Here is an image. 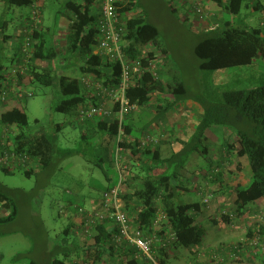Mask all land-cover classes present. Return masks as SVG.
I'll return each instance as SVG.
<instances>
[{
  "label": "trees",
  "instance_id": "1",
  "mask_svg": "<svg viewBox=\"0 0 264 264\" xmlns=\"http://www.w3.org/2000/svg\"><path fill=\"white\" fill-rule=\"evenodd\" d=\"M5 1L9 6L17 8H30L33 2V0ZM99 2L100 0H67L66 8L72 14V23L67 45L71 59L69 58L66 64L58 63L62 60V51L42 34L40 28L43 20L39 29L32 35L31 48L27 54L22 47L23 33L17 36L11 35L8 31L10 21L0 17V105L1 107L6 106L0 111L2 129L0 155L7 156L11 164H0V170L3 172L11 174L19 171L31 177L51 168L55 158L62 159V157L75 153L73 149L60 147L59 130L55 128L36 136L28 132L30 119L23 102L35 95L32 89L35 85L55 87L56 93L61 95L55 109L70 114L68 122L95 123L100 134L105 135L106 150L115 139L118 147L126 146L133 152H142V149H145L144 154L152 155V152L142 145L144 138L139 139L144 129L141 128L138 133L133 131L126 119L124 120L125 134L122 140L118 141L119 125L116 115L119 109L118 103H109L112 109L110 115L100 117L90 113L91 106L99 104L101 95L95 87L86 86L83 80L84 75L99 81L103 87L119 84L122 75L120 63L108 61L103 54L94 51L100 34L94 27L100 12ZM197 2L199 1L184 0L183 5L195 10ZM210 2L213 5L208 6ZM200 3L205 4L206 11H217L218 13L221 10L233 15L240 14L244 8H250L251 13L259 14L264 22V0H210L209 3L201 0ZM116 4L120 26L123 28L122 47L126 55L132 60L142 59V64L147 65L144 58L145 47L150 43L157 47L156 50L149 52L150 56L154 57L158 50L163 53L167 52L159 27L150 20L149 13L142 8L140 0H118ZM166 4L172 13L178 12V7L172 1L167 0ZM214 6H220V8H214ZM137 7L139 10L132 14ZM29 21L30 15L27 14L21 25L22 28ZM183 21L186 24L187 18ZM197 37L199 39L194 45V53L200 60L201 70L221 71L251 66L255 60L264 58V23L254 25L244 23V21L236 22L212 14V19L199 29ZM14 69L16 75L12 74ZM171 83L164 87L160 77L156 79L152 73L146 71L132 83L127 91V97L131 103L140 105V108L149 105L154 94L158 91L163 92L165 89L168 92L164 94L168 99L177 101L188 97L189 88L183 80H175L173 84ZM19 91H32L33 94L29 96L26 93L23 97H18ZM3 93H7L6 101L2 100ZM196 101L202 109V115L194 134L176 154L181 157L180 165L175 160L176 156L169 160L166 159L165 162L168 165L173 163L175 165L173 169L176 167L177 171L179 168H185L191 154L194 152L204 154L203 152L208 147L207 132L210 128H227L228 131L225 130V132L228 140L223 146L224 149L230 154L245 158L251 168L250 183L244 187L239 183L234 187L235 198L230 206L220 209L211 218L215 223L219 221L232 223L250 206L264 207V84L222 91L221 99L218 101L211 100L204 95L197 97ZM82 114L87 116L84 117ZM56 124L62 126L61 123ZM131 135L136 137L135 145L129 141ZM87 138V135L82 137L83 140ZM25 155L26 158L22 159ZM153 156L157 158L155 153ZM120 162L121 159L118 158V166L120 171H123L124 168ZM102 163L101 158L97 165L102 167ZM215 170L206 172L203 177L212 176L210 181L219 179L222 173ZM171 181V174L150 178L146 181L144 188L135 192L134 195L123 196L124 209L129 215L130 211H137V221L140 227L146 230L145 235H156L162 239L160 242L156 241L158 244L155 246L152 245L153 253L156 260L158 262L160 260V264H167L173 250L192 249V247H197V250H195L196 255L191 264H219L213 260L209 262L207 255L212 251L221 250L224 246L242 245V242L246 241L222 243L208 249L200 247L204 240L206 227L197 217L202 214L203 207L210 206L214 193L203 191L202 201L183 202L180 199L181 195L189 194L192 187L186 183L172 186ZM199 188L200 186L197 189ZM170 189L178 191L179 195H176L178 198H171L175 195L167 197L160 195ZM8 190L12 189L0 184V224L13 222L19 213L16 202L5 193ZM160 196H164V200L160 201ZM206 198L209 199L207 202H205ZM160 211L163 212L164 218L159 220L158 225L155 226ZM86 218V216L85 218L79 216L73 218V221L78 222L83 228ZM69 228H67V235L72 234ZM256 230L257 228H254L249 232L247 238L255 236ZM117 232V226L112 233L107 235L95 231L90 241H81L75 247V257L71 264L74 261L80 264H98L105 254L112 259L115 257L117 264H123L124 256L129 258L128 264H137L136 257L132 254L133 250L127 247L128 244L115 241L114 237ZM259 234L261 236L264 234L263 224H261ZM143 258L152 263V260L147 257ZM66 260V258H53L51 264H67ZM29 264L40 263L31 260Z\"/></svg>",
  "mask_w": 264,
  "mask_h": 264
},
{
  "label": "rangeland",
  "instance_id": "2",
  "mask_svg": "<svg viewBox=\"0 0 264 264\" xmlns=\"http://www.w3.org/2000/svg\"><path fill=\"white\" fill-rule=\"evenodd\" d=\"M165 1L141 0L151 19L160 29L162 42L169 50L168 60H171L172 57L174 73L190 88L191 93L186 99L187 102L196 106L197 97L202 95L218 101L221 99L222 91L264 84V58L255 60L251 66L221 71L201 70L199 68L200 60L194 53V45L199 39L197 37L199 29L212 19L210 10H207L208 15L202 20L196 15L194 9L183 5L184 0H179L178 3L176 0H170L179 9L175 14L170 11ZM2 7L3 2L0 0V15H2ZM204 8L206 7L204 6ZM214 8H220V6H214ZM43 10L45 24L50 27V30L57 28L59 17L67 12L64 0H46ZM217 16L254 25L260 20V15L252 14L250 8H244L238 15L219 10ZM185 18H187L186 24L183 21ZM57 37L58 35L53 38L47 36V40L56 44L57 39L55 38ZM58 49L60 50V47ZM168 83L164 80L166 86ZM32 89L35 95L23 102L30 119L28 132L36 136L43 132H49L55 123L64 124L65 133L59 135V144L62 149H73L75 153L62 157V159L55 158L51 168L31 177L19 171L8 174L0 170V184L12 189L5 193L16 202L19 210L18 216L13 222L0 224V264H29L31 260H36L40 264H51L53 258L64 259L63 254L53 245L62 238L72 237V234H64V230L72 222L71 215L79 208L75 205L82 204V200L79 198L88 194L99 195V190L102 188L100 186H104L107 181L105 176H110L111 184L118 181L120 177L116 169L117 159L113 153H107L105 144L96 146L91 136L83 140L79 136L80 131L77 128L66 126L71 116L55 109L61 99V95L56 93L55 87L35 85ZM5 107L0 105V111ZM150 111L144 121L153 117L152 110ZM181 118L178 121L187 122L185 116ZM153 119L156 120V117L151 120ZM217 128L222 132H216L214 136H210V141L207 143L211 151H218L220 149L218 139L227 136L224 132L228 131L227 128ZM1 130L0 126V132ZM65 134H69V136ZM203 157L204 155L194 152L188 159L189 162L188 160L186 162L188 170L196 172L198 164H205ZM101 158L103 159L102 167L97 165ZM179 170L184 172L180 168ZM245 173L249 175L248 181H250L251 168L248 162ZM184 183L189 184L187 181ZM180 199L183 202H193L198 201L200 197L198 195H181ZM69 204L72 205L71 212L62 214L61 211ZM209 226L213 228L214 224L211 222L205 224L206 229ZM212 240L218 242L220 239L218 235L213 234ZM170 264L191 263L187 257H181L172 259ZM243 264H264V262L248 257Z\"/></svg>",
  "mask_w": 264,
  "mask_h": 264
},
{
  "label": "crops",
  "instance_id": "3",
  "mask_svg": "<svg viewBox=\"0 0 264 264\" xmlns=\"http://www.w3.org/2000/svg\"><path fill=\"white\" fill-rule=\"evenodd\" d=\"M3 2V11L1 12L2 15L0 17L4 18L5 15L7 16L4 18L10 21L8 31L11 35L17 36L18 33L21 31V26L26 17L27 14H29V8H17V7H11L8 5V3L5 0H1ZM179 0H176L178 3ZM210 0H207V3H209ZM46 0H44L45 4ZM141 2V0H140ZM167 2V0L165 1ZM43 4V9H44ZM65 6L67 5V0H64ZM211 2L208 6H211ZM100 6V2H99ZM141 6L143 9L146 10V6L143 5L141 2ZM138 9L135 8L134 12H136ZM44 11V10H43ZM147 11V10H146ZM148 12V11H147ZM100 13V12H99ZM209 13H212L213 15L217 14V11H211ZM150 16V15H149ZM150 20L155 24L153 19ZM260 24L264 23L261 20H259ZM258 22V23H259ZM72 23V14L67 10L66 13H63L62 16L59 17V21L57 22L56 29L51 28L49 26H46L45 19L43 18V23L41 32L44 35L45 38L47 36H50L53 38V36H57V42L56 46L60 47V51H62V60L58 63L60 64H66L68 59L70 58L69 52L67 51V44L69 43V33ZM256 23V24H258ZM51 33V34H50ZM65 44V46H64ZM167 49V47H166ZM167 55V59L165 60L164 64L159 69V77L162 79V83L164 87H167L164 84V80L169 82V84H173L175 80H182L180 77H177V75L174 73V68L172 66V57L171 60H168L169 50L167 49V52L165 53ZM71 59V58H70ZM65 60V61H63ZM171 71V72H170ZM171 73V74H170ZM168 85V84H167ZM187 85V84H186ZM163 87V88H164ZM188 87V85H187ZM189 88V87H188ZM165 91V92H164ZM163 92L158 91L156 94H154L152 101L149 105L139 108L138 110L130 112L126 116V122L128 125L131 126V129L135 132H139L142 129L143 132L139 135V139L150 137V140L147 142L146 150L152 152V155L144 154L145 149H142V152H133V150L128 149L126 146H123L120 150L118 149V146L116 144L115 139L112 140V142L109 145V149H107V153L111 152L115 155V159L118 160V158L121 159V164L124 168L123 171H120V167L117 166L116 169L118 171V174H122L124 177L123 182L121 183V197L123 200V203L125 205L123 196L130 197L131 195H134L135 192L139 191L140 189L144 188L146 181L150 178H157L161 175H172V181L171 185L174 186L176 184L184 183V181H187L189 184V187H192L191 191L187 195H198L200 199L198 201H202L204 198L203 191H210L214 193L213 201H211L210 206L204 208L203 212L200 214L197 219L202 223L206 224L208 222H211L214 224V227H207L206 233L204 235L203 243L200 245L202 248L208 249L210 247L216 246L218 244L222 243H237L242 242L247 239L249 236V232L253 231V229L260 226L261 224L264 226V207H256V206H250L247 208V210L242 213L238 218L235 219L232 223L222 222L219 221L217 223L212 222L211 218L216 215V213L219 212L220 209H225L226 206H230L231 201L233 198H235V191L234 187H236L239 183L244 187L247 186L250 181L249 175L245 173V168L247 165V160L245 158H240L237 155L230 154L224 149V144L228 140V138L225 136L223 139H218V145H220V149L218 151L213 150L211 151L208 144L210 141V136H214L216 132H222L216 127H212L208 130V140H207V148L203 152L204 155L203 160L205 164H198L196 172H190L188 170V163H186L185 168L182 169L184 171L183 173L179 170L173 169L175 166L173 163L168 165L166 163V159H171V157H175L177 153H179L182 148L184 147V144H186L189 139L192 137V135L195 132V127L197 126L198 122L201 119L202 115V109L197 103L196 106H193V103H189L186 101L188 97L190 96V88H189V95L186 98H183L182 100L175 101L174 99H168L166 98V95L164 93H167L168 91L165 89ZM152 105V106H151ZM152 115L156 117V120L152 118L148 119V121H144V118L151 112ZM188 113V114H187ZM185 116V121L187 122H180L179 119H182L181 117ZM70 126L72 128H77L80 131L79 136L82 138L84 135L91 136L93 142L96 146H103L105 143V135L100 134V132L97 130V126L95 123L86 122L82 124L81 121L79 122H67L66 126ZM65 125L62 124V126H58V124H53L51 126V130H54V128L58 131V135H64L65 133ZM61 129V130H60ZM224 131V129H222ZM225 132V131H224ZM68 135L69 134H65ZM136 137L134 135L130 136V142L135 145ZM107 144V143H106ZM61 147V146H60ZM106 147V146H105ZM142 147V148H143ZM62 148V147H61ZM157 155V158L155 159L153 154ZM199 154V153H196ZM193 154L190 155V157ZM189 157V158H190ZM211 157V158H210ZM176 161H178V165H180V156H176ZM189 162V160H188ZM174 165V166H173ZM207 165V166H206ZM218 169L219 172L221 171L222 176L219 179H215L213 181H210V178L212 176L203 177L206 172ZM120 171V173H119ZM177 171V172H176ZM120 175V176H121ZM181 175H183L181 177ZM106 177V184L99 190V195L95 194H88L85 196L80 197L79 199L82 200V204L75 205V207H79L77 212H74L72 216V222L69 225L71 226L69 231L72 233V238H62L57 244L53 245L55 248L60 251L63 254V257L66 258L67 264H71L73 258L75 257L74 251L75 247L81 243V241L84 240H91V238L87 237V235L84 233L85 227H81L78 222L73 221V218L75 217H81L85 218L87 217L88 213L93 212L95 210H99L102 208L103 201L105 199L106 193L108 192L111 187L119 184L120 177L118 181H115L113 184L110 182V176ZM245 183V184H244ZM198 186H200L199 189ZM75 194L74 192H72ZM160 195L171 196V198H178L176 195L178 194V191L170 189V191L161 193ZM206 195V194H205ZM73 199V198H72ZM164 200V196H160V201ZM72 205L69 204L68 207H64V209L61 211L62 214L71 212ZM82 209V211H80ZM79 211V212H78ZM6 213V212H5ZM81 215H80V214ZM130 220L132 227L134 229H139L144 234L146 233V230L142 227H140V224L137 221V211H130ZM105 221V222H103ZM98 222L92 229L93 235L95 231L99 233H104L107 235L108 233H112L113 229L116 228L115 223L112 220L106 219ZM100 224V227L98 228V225ZM80 231L78 230L79 228ZM210 229V230H209ZM212 229V230H211ZM79 231V232H78ZM213 233L218 235V238L220 239L218 242H213L212 235L209 233ZM68 230H64V234L67 235ZM83 233V234H82ZM92 235V237H93ZM264 235V234H263ZM261 236L264 241V236ZM235 237V239H233ZM206 240V241H205ZM158 244L156 241L154 242L153 246ZM127 247H130L132 251V254L135 255L137 264H160L157 261V263H151L148 262L145 258L138 255V251L136 252V248L127 245ZM189 250V251H188ZM184 251L183 249H175L171 252L170 260L167 262V264H170L172 259L174 258H181V257H187L190 260V263L193 262L195 257V250H197V247H192V249H188ZM194 252V253H193ZM117 258V257H116ZM251 259H260L264 262V250L258 249L255 252V255L253 257H250ZM131 259V258H130ZM117 260V259H116ZM123 264H128L129 258L127 256H124ZM131 261V260H130ZM72 264H80L77 261H74ZM83 264V263H81ZM98 264H117L114 259L110 258L108 254H105L103 259ZM232 264V263H230Z\"/></svg>",
  "mask_w": 264,
  "mask_h": 264
},
{
  "label": "built area",
  "instance_id": "4",
  "mask_svg": "<svg viewBox=\"0 0 264 264\" xmlns=\"http://www.w3.org/2000/svg\"><path fill=\"white\" fill-rule=\"evenodd\" d=\"M117 1L118 0H100V13L95 20L94 25L100 34L99 42L94 47V51L103 54L108 61L120 63L122 68L121 80L119 84L108 87H103L99 81L86 75H84L83 80L86 86L95 87L99 90V95H101L99 104H93L90 113L100 117L110 115L112 109L109 106V103H118L119 109L116 111L119 125L118 141H121L125 134L124 120L126 119V116L130 112L140 108V105L129 101L127 91L130 89L132 83L146 71L152 73L156 79H159V69L167 59V55L158 50L154 57L150 56L149 52L157 49L152 43L145 47L144 58L147 61V65L142 64V59L132 60L126 55L122 47L123 28L120 26V17L117 11L118 6L116 4ZM43 4L44 0H33L29 8L30 21L27 22L24 28L18 33V35L21 33L24 35L22 47L23 51L27 54L31 48L32 35L37 29H39L43 20ZM194 12L202 20L208 15V12L200 2H197L195 5ZM10 43L12 42L10 41ZM12 72L13 75L17 74L15 69ZM13 83L16 84L15 81H13ZM26 93L29 96H32L33 94L32 91H19L17 95L18 97H23ZM2 100H7V93L2 94ZM82 115L84 117L87 116L86 114ZM149 140L150 137L144 138L142 140V145L146 146ZM118 149L120 150L121 147H118ZM24 158H26V155L23 156L22 159ZM0 164L11 165L8 157L5 155H0ZM215 171L218 172L219 170L216 169ZM123 180L124 177L121 175L119 184L108 190L101 209L88 213L84 224V233L87 237L91 238L93 235L92 229L98 222L106 219L112 220L118 228V232L114 237L117 243L123 244V242H126V245H131L137 249L138 255L141 257H147L152 260L153 263H157L152 250V245L155 241L160 242L162 239L156 237V235H145L141 230L132 227L130 216L124 209V203L121 197V183ZM208 200L209 199L206 198L205 202ZM80 211H82V209H80ZM162 218H164V214L160 211L155 226L158 225L159 220ZM259 232L260 226L257 227L255 236L250 239L247 238L246 241L242 242V245H234L233 247L227 245L222 247L219 251H212L207 255V260L209 262L213 260L219 264H222L223 262V264H243L245 259L255 255L256 250L260 248L264 250V241H262ZM226 247H229V249H226Z\"/></svg>",
  "mask_w": 264,
  "mask_h": 264
}]
</instances>
